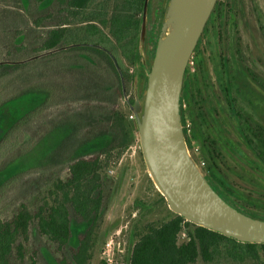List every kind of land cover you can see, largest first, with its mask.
<instances>
[{
	"label": "trees",
	"instance_id": "trees-1",
	"mask_svg": "<svg viewBox=\"0 0 264 264\" xmlns=\"http://www.w3.org/2000/svg\"><path fill=\"white\" fill-rule=\"evenodd\" d=\"M0 5L5 16L0 19V109L25 96H44L0 136V264H90L108 203L105 173L138 132L129 118L134 98L128 96L135 75L143 87L147 82L139 49L145 0H0ZM231 10L229 2L218 0L205 27L210 22L221 27ZM236 52L243 61L238 43ZM227 63L222 60L218 86L231 109L237 98L230 94ZM241 66L246 75L247 66ZM195 77L188 67L181 100L186 141L199 144L207 164L201 170L212 187L250 215L260 201L232 187L220 168L217 137L225 139L233 123L227 115L218 121L219 108L196 87ZM66 126L68 132L41 166L10 169L40 135ZM248 129L238 120L235 132L264 160V139L253 141ZM253 166L257 179H264V162ZM171 214L167 221L143 226L129 264H264V244L240 243Z\"/></svg>",
	"mask_w": 264,
	"mask_h": 264
},
{
	"label": "rangeland",
	"instance_id": "rangeland-1",
	"mask_svg": "<svg viewBox=\"0 0 264 264\" xmlns=\"http://www.w3.org/2000/svg\"><path fill=\"white\" fill-rule=\"evenodd\" d=\"M221 1L229 2L232 10L229 12L228 18L221 21V27L217 23L212 27L213 22L208 24V33L206 36H202L203 38L199 41L198 48L193 53L188 67L190 72L196 75L194 78L197 81L196 87H199L202 92L204 91V96L212 101L213 106L219 108V113L222 116L227 115L233 123L232 127L236 128L238 120L233 111L250 110L252 103L256 106L257 103H260L254 97L243 92L236 94V106L228 108L223 93L218 87V76L222 69V60H225L228 62V72L233 82L235 77H237V82L241 81L240 77L245 76L241 62L264 77V0ZM167 2L168 0H149L145 47L149 67L154 59V50ZM4 17L3 12L0 11V19ZM237 43L241 49L243 61L236 52ZM199 67L200 74H198ZM141 82L139 81L138 84L139 94H142L143 85ZM236 87H238L237 84H234V88ZM129 91L128 97L131 96L135 100V82L129 85ZM43 101V95L35 94L12 101L1 108L0 136L15 120ZM209 106L211 105H206V108L208 111H212ZM186 120V127L191 135V119L187 116ZM67 126L69 127V125ZM67 126L65 131L58 129L50 134L40 135L39 140L10 169L16 172L41 166L48 151L55 147L68 132ZM41 127L40 120L39 130L42 129ZM232 127L226 128L227 131L223 133L225 139L217 140L218 152L223 160L222 163L219 162L221 173L226 176L232 187L234 186L245 194H251L255 201H260V203L254 202L253 207H250L253 211L250 216L264 220V179H257L261 176L254 170L253 156L243 143L242 138L235 132V128ZM134 138V143L118 164L105 173L109 182L108 203L99 222L97 242L90 264H99L102 260L109 264L115 262L129 264L137 234L143 226L148 222L162 223L172 217V211L167 202L160 199V192L151 182L143 160L138 132L134 133ZM188 147L200 168L207 170V164L201 157L199 144L195 140H191ZM260 169L263 168L260 166Z\"/></svg>",
	"mask_w": 264,
	"mask_h": 264
},
{
	"label": "water",
	"instance_id": "water-1",
	"mask_svg": "<svg viewBox=\"0 0 264 264\" xmlns=\"http://www.w3.org/2000/svg\"><path fill=\"white\" fill-rule=\"evenodd\" d=\"M217 1L168 0L149 67L145 54L149 0H145L139 49L147 82L140 95L135 75L131 111L148 174L169 209L237 242L264 244V220L241 212L212 187L189 152L183 127L184 76Z\"/></svg>",
	"mask_w": 264,
	"mask_h": 264
},
{
	"label": "flooded vegetation",
	"instance_id": "flooded-vegetation-1",
	"mask_svg": "<svg viewBox=\"0 0 264 264\" xmlns=\"http://www.w3.org/2000/svg\"><path fill=\"white\" fill-rule=\"evenodd\" d=\"M214 24H216V22L215 23L213 22L212 27L214 26ZM207 33H208V28L205 27L199 41L204 36H206ZM199 41H198V43H199ZM197 46H198V44H197ZM196 49H197V47H196ZM196 49H195V51H196ZM246 70L247 71H245V73H247V74L244 77L239 78L241 81L236 82L237 77L235 78V81L231 85L230 94L232 96H236L237 93L242 94L243 92L247 93L248 95L251 94V96L254 97L257 101H259L260 104L257 103V106H256L255 104L252 103L254 106H252V108L250 110L239 109L237 111H233V113H234L237 120L244 119L247 122V124L249 126L248 135H250V138L253 141L258 142L259 138L264 139V106H263L264 105V81H263L264 77L255 73L254 71H252V69H250V67H248V66H247ZM234 84L235 85L237 84L238 87L234 88ZM143 88L144 87H142V89H141L142 91H143ZM241 89H243V90H241ZM231 108H233V107H231ZM242 115H243V117H242ZM220 116H222V115L218 114V120H219V122H222L223 118H221ZM248 121L252 122V123H248ZM219 138L224 139V138H221L220 136H218L217 137L218 141H219ZM247 149L249 150L250 154L253 156L252 159L256 163L264 162L262 157L259 156L260 153H258V152L254 153L252 151V149H250L249 147H247ZM253 160H252V162H254Z\"/></svg>",
	"mask_w": 264,
	"mask_h": 264
},
{
	"label": "built area",
	"instance_id": "built-area-1",
	"mask_svg": "<svg viewBox=\"0 0 264 264\" xmlns=\"http://www.w3.org/2000/svg\"><path fill=\"white\" fill-rule=\"evenodd\" d=\"M190 63V62H189ZM129 118L131 119V120H135V116H134V114L132 113L130 116H129ZM110 260L108 259V262H109Z\"/></svg>",
	"mask_w": 264,
	"mask_h": 264
}]
</instances>
